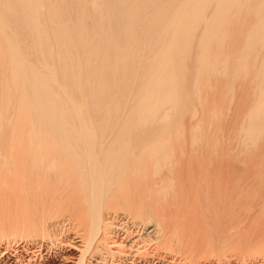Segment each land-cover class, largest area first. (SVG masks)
Instances as JSON below:
<instances>
[{"label":"bare ground","instance_id":"obj_1","mask_svg":"<svg viewBox=\"0 0 264 264\" xmlns=\"http://www.w3.org/2000/svg\"><path fill=\"white\" fill-rule=\"evenodd\" d=\"M0 264H264V0H0Z\"/></svg>","mask_w":264,"mask_h":264},{"label":"rangeland","instance_id":"obj_2","mask_svg":"<svg viewBox=\"0 0 264 264\" xmlns=\"http://www.w3.org/2000/svg\"><path fill=\"white\" fill-rule=\"evenodd\" d=\"M258 58L263 62V56L262 55H260ZM252 69H256V68L252 67ZM228 73L235 74V78H234V82H233V88L234 89H233V93H232L234 95V102H232V100H229V93H228V95H226V93L224 94V92H223L222 104L225 103L223 110H225V109H228V110L224 114L226 116V118L223 117L222 120H221V125H222V123H227L228 118H229V120L231 119L234 110H236L237 108L240 109L241 105L238 106L237 97L245 95V94H249V87H250V90H251L250 78H248V77L244 78V80L242 82V79H243V76H244L242 71L239 73V72H235L234 70H232V71H230ZM224 78H225V76L220 75V76H217L213 80V83L211 84L212 90L210 91L212 97H214L216 99L219 97L218 96V94H219L218 91L221 92V85H222V81H223ZM255 79L258 80V78H255ZM214 82L218 83L217 84L218 85L217 88L214 85ZM257 99H260L259 96H258ZM230 144L234 145V144H238V143H237L236 140H234L233 143L230 142Z\"/></svg>","mask_w":264,"mask_h":264}]
</instances>
